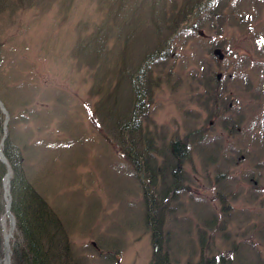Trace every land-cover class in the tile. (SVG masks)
I'll return each instance as SVG.
<instances>
[{"label":"rangeland","instance_id":"obj_1","mask_svg":"<svg viewBox=\"0 0 264 264\" xmlns=\"http://www.w3.org/2000/svg\"><path fill=\"white\" fill-rule=\"evenodd\" d=\"M215 1L219 18L213 14L199 27L207 13L193 17L153 67L142 129L167 154L171 138L187 144V158L173 172L181 176L177 192L170 187L176 160L157 155L165 170L158 189L168 190L158 200L165 199L168 209L169 264L212 256L228 264H264V0ZM19 20L25 26L2 35L0 96L29 145L24 160L30 179L85 264H150L143 187L102 127L100 96L72 52L103 14L93 0H74L65 15L55 6ZM215 47L222 60L212 55ZM108 79L118 82L113 73ZM212 88L215 102L206 104Z\"/></svg>","mask_w":264,"mask_h":264},{"label":"trees","instance_id":"obj_2","mask_svg":"<svg viewBox=\"0 0 264 264\" xmlns=\"http://www.w3.org/2000/svg\"><path fill=\"white\" fill-rule=\"evenodd\" d=\"M73 1L0 0V62L4 60L6 42L2 35L5 30L17 32L20 26H25L19 20L21 14L36 11L43 15L56 6L57 13L65 15ZM93 1L103 14V20L88 35L77 39L72 52L77 61L90 71L93 93L100 96L97 113L102 127L120 144L143 187L145 220L152 240L150 264H169L171 232L165 230L168 209L163 207L165 199L158 200L168 190L163 187L161 193L158 189V176L165 170L160 168L157 155H161L163 160L169 155L176 160L170 187L171 192H177L183 188L180 186L181 176L177 178L173 172L187 158V144L178 137L171 138L166 143L168 154L155 145L153 135L142 129L147 112L145 98L150 96L151 71L161 58L168 55L171 37L184 30L190 20L202 12L207 14L197 22L199 27H203L213 14L219 18L221 7L213 9V5L218 6L215 0ZM111 73L118 77L115 84L108 79ZM123 81L126 84L122 85ZM212 91L213 88L206 92V104L215 102ZM0 100L9 114L5 129V114L0 109V150L5 157V162L0 159V264L4 249L3 181L8 168L11 170L8 185L10 212L15 219L11 264H85L84 259L75 254L67 227L59 214L30 179L24 160L29 145L17 134L14 112L1 96ZM164 165L165 168L170 166L166 161ZM167 179L164 178V182ZM228 263L214 256L199 258L195 263L188 262Z\"/></svg>","mask_w":264,"mask_h":264},{"label":"water","instance_id":"obj_3","mask_svg":"<svg viewBox=\"0 0 264 264\" xmlns=\"http://www.w3.org/2000/svg\"><path fill=\"white\" fill-rule=\"evenodd\" d=\"M212 53L218 60H222L223 59V53H222L221 49L215 48V49H213ZM219 77H220V74L217 75L218 79H219ZM0 109L5 114V125H6L7 120H8V113H7V110L5 109V107H4V105H3V103L1 101H0ZM0 159L5 162V158H4V155H3L2 151H0ZM6 176H8V182H9L10 170L8 171ZM5 213L7 214V216L9 217L10 221L13 223V226H14L15 220H14L13 215L10 212V201H8V202L6 201ZM4 249H5V235H4ZM8 264H9V261H8Z\"/></svg>","mask_w":264,"mask_h":264},{"label":"bare ground","instance_id":"obj_4","mask_svg":"<svg viewBox=\"0 0 264 264\" xmlns=\"http://www.w3.org/2000/svg\"><path fill=\"white\" fill-rule=\"evenodd\" d=\"M7 185H8V176H5L4 179V186H5V199L8 202V190H7ZM4 235H5V257L3 259V264H8V258H9V244L10 240L12 238L13 234V223L9 220V224L6 223V219H4Z\"/></svg>","mask_w":264,"mask_h":264}]
</instances>
